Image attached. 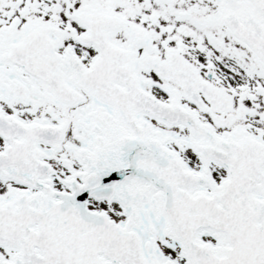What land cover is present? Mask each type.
Masks as SVG:
<instances>
[{
	"label": "snow or ice",
	"instance_id": "obj_1",
	"mask_svg": "<svg viewBox=\"0 0 264 264\" xmlns=\"http://www.w3.org/2000/svg\"><path fill=\"white\" fill-rule=\"evenodd\" d=\"M0 264H264V0H0Z\"/></svg>",
	"mask_w": 264,
	"mask_h": 264
}]
</instances>
